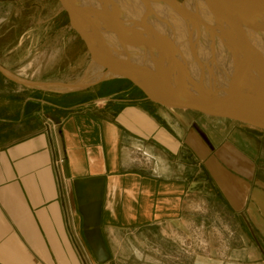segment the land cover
<instances>
[{
  "label": "crops",
  "instance_id": "crops-1",
  "mask_svg": "<svg viewBox=\"0 0 264 264\" xmlns=\"http://www.w3.org/2000/svg\"><path fill=\"white\" fill-rule=\"evenodd\" d=\"M111 79L31 86L14 98L20 110L0 113V264H114L118 231L179 220L194 191L264 245V131L167 108L133 85L138 95L111 93ZM44 113L58 125L64 178Z\"/></svg>",
  "mask_w": 264,
  "mask_h": 264
},
{
  "label": "rangeland",
  "instance_id": "rangeland-1",
  "mask_svg": "<svg viewBox=\"0 0 264 264\" xmlns=\"http://www.w3.org/2000/svg\"><path fill=\"white\" fill-rule=\"evenodd\" d=\"M108 9L118 24L111 10L120 11L121 6ZM155 17L151 16L154 21ZM156 50L165 52L163 47ZM54 62L58 66L50 68ZM106 77L112 78L111 93L122 88L139 94L128 80L95 63L58 0H0L1 114L20 110L21 102L14 98L22 99L31 86L81 88ZM50 118L43 116V126ZM113 245L114 264H264V245L254 228L227 205L196 191L179 220L118 231Z\"/></svg>",
  "mask_w": 264,
  "mask_h": 264
},
{
  "label": "bare ground",
  "instance_id": "bare-ground-1",
  "mask_svg": "<svg viewBox=\"0 0 264 264\" xmlns=\"http://www.w3.org/2000/svg\"><path fill=\"white\" fill-rule=\"evenodd\" d=\"M78 1L101 19L113 49L138 73L179 92L204 89L224 97L253 99L259 108L263 106L264 35L253 30L251 13L244 6L237 10L239 17L234 22L235 29L245 33L257 61H250V77L242 73L243 52L219 0H186L185 4L178 0ZM118 5L120 11L111 10L117 24L108 6ZM120 16L126 18V24ZM158 47L165 52L158 53Z\"/></svg>",
  "mask_w": 264,
  "mask_h": 264
},
{
  "label": "water",
  "instance_id": "water-1",
  "mask_svg": "<svg viewBox=\"0 0 264 264\" xmlns=\"http://www.w3.org/2000/svg\"><path fill=\"white\" fill-rule=\"evenodd\" d=\"M58 1L67 13L71 26L84 41L93 60L99 62L107 73L128 80L146 99L167 108L191 110L210 117L230 119L264 131V84L260 91L262 92L260 97L263 98L261 108L255 105L253 99L224 97L213 91L206 92L204 89L194 93L179 92L164 87L158 81L135 71L132 64L113 49L103 22L88 6L78 0ZM219 1L222 4L225 20L234 31L243 52L242 73L245 77H250L252 76L250 61H257L249 50L245 33L235 29L234 17L237 16L239 7L244 6L251 13L253 30L264 35V0Z\"/></svg>",
  "mask_w": 264,
  "mask_h": 264
},
{
  "label": "built area",
  "instance_id": "built-area-1",
  "mask_svg": "<svg viewBox=\"0 0 264 264\" xmlns=\"http://www.w3.org/2000/svg\"><path fill=\"white\" fill-rule=\"evenodd\" d=\"M44 126H45L44 128L46 132L50 136V139H51V142L54 148V152H55L54 167L57 170L58 175L61 178H64L63 169L65 165V156L61 148V144H60L58 125L54 120L50 118V119H47Z\"/></svg>",
  "mask_w": 264,
  "mask_h": 264
}]
</instances>
